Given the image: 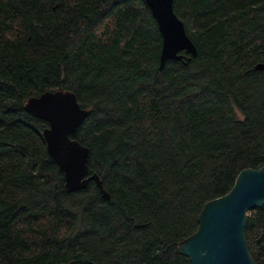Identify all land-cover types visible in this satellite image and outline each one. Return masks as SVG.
Segmentation results:
<instances>
[{
	"label": "trees",
	"instance_id": "1",
	"mask_svg": "<svg viewBox=\"0 0 264 264\" xmlns=\"http://www.w3.org/2000/svg\"><path fill=\"white\" fill-rule=\"evenodd\" d=\"M197 47L159 67L145 0H0V264H191L178 242L264 165V0H173ZM72 90L90 180L67 191L29 96ZM264 264V205L248 212Z\"/></svg>",
	"mask_w": 264,
	"mask_h": 264
},
{
	"label": "water",
	"instance_id": "2",
	"mask_svg": "<svg viewBox=\"0 0 264 264\" xmlns=\"http://www.w3.org/2000/svg\"><path fill=\"white\" fill-rule=\"evenodd\" d=\"M161 35L159 67L166 60L187 64L197 54V47L188 36L183 21L173 9V0H145ZM254 68L264 69V60ZM24 109L47 125L41 136L49 156L63 172L67 191L80 190L93 180L100 193L108 198L97 172H89V148L80 143L76 133L87 115L72 90H44L29 96ZM264 205V165L239 171L232 187L223 195L204 203L197 220V229L178 242V251L191 264H255L246 243L245 226L248 212ZM73 260L56 264H73Z\"/></svg>",
	"mask_w": 264,
	"mask_h": 264
},
{
	"label": "bare ground",
	"instance_id": "3",
	"mask_svg": "<svg viewBox=\"0 0 264 264\" xmlns=\"http://www.w3.org/2000/svg\"><path fill=\"white\" fill-rule=\"evenodd\" d=\"M61 89V88H60ZM55 90V89H54ZM65 90V89H64ZM69 90V89H68Z\"/></svg>",
	"mask_w": 264,
	"mask_h": 264
}]
</instances>
